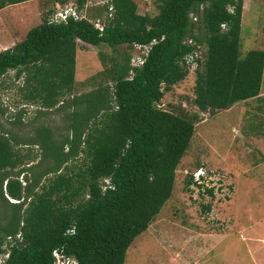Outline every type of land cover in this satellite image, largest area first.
I'll return each mask as SVG.
<instances>
[{"label":"trees","instance_id":"obj_1","mask_svg":"<svg viewBox=\"0 0 264 264\" xmlns=\"http://www.w3.org/2000/svg\"><path fill=\"white\" fill-rule=\"evenodd\" d=\"M25 1L0 0V10ZM73 1L86 19L48 24L42 16L23 38L0 51V77L8 71L16 79L24 75L21 97L39 106L26 123L22 109L7 116V128L0 104V244L6 236L21 235L3 264H52L55 248L77 264H123L127 248L170 198L174 171L193 135L196 114L156 107L164 91L186 76L183 57L199 49L190 14L198 17L206 46L195 72V107L213 114L259 93L264 51L239 55L242 0H156L151 17L138 14L133 0H104L91 10L86 0ZM109 5L112 18L105 14ZM98 17L105 18L101 33L88 21ZM76 39L111 49L156 43L142 66L132 68L130 79V56L124 52L121 62L114 61L103 74L110 86L100 83L71 94ZM57 113L62 132L42 122L25 136L12 131ZM20 144L36 145L39 156L34 153L36 163L17 169L32 159L14 149ZM79 156L75 168L71 162ZM103 179L110 184L104 189ZM5 180L6 194L17 203L4 197Z\"/></svg>","mask_w":264,"mask_h":264},{"label":"rangeland","instance_id":"obj_2","mask_svg":"<svg viewBox=\"0 0 264 264\" xmlns=\"http://www.w3.org/2000/svg\"><path fill=\"white\" fill-rule=\"evenodd\" d=\"M52 1L30 0L0 11V40H6L2 47L23 38L28 29L41 22L42 16L47 19ZM87 1L85 6L88 10L98 8L94 4L104 3V0ZM133 1L140 15L151 17L157 13L156 0ZM243 4L245 8L242 7L239 30L240 57L251 50L264 51V0H242ZM27 11L31 12L34 20L29 21L31 18H28L29 22H23L21 15ZM190 19L194 23L192 33L200 39L201 64L206 49L205 33L198 17L194 19L190 14ZM124 52L129 56L133 54V50L125 45L111 49L105 45L93 47L76 42L71 94L89 91L100 83L110 86L109 78L103 74L114 61L121 62ZM186 71L182 80L164 91L156 107L177 115L196 114L193 135L174 171L170 198L127 248L123 264H264V64L256 97L236 102L213 114L195 107L196 70ZM23 77L16 79L13 71L0 77V104L6 109L1 122L7 128L10 126L5 118L12 115L10 108L14 112L23 110V123L28 122L39 109L37 104L22 99ZM22 105L26 108H21ZM41 122L53 132H62L63 123L58 113L47 114L27 126L13 127L12 131L25 136L34 124ZM23 145L14 149L29 153L32 159L24 160L17 169L36 163L38 158L33 155L36 153L34 147L24 148ZM80 156L71 162L75 168L81 164ZM200 165L226 173L231 191L226 202L201 203L208 200L197 202L192 199L185 185V174ZM204 206H208V210H204Z\"/></svg>","mask_w":264,"mask_h":264},{"label":"built area","instance_id":"obj_3","mask_svg":"<svg viewBox=\"0 0 264 264\" xmlns=\"http://www.w3.org/2000/svg\"><path fill=\"white\" fill-rule=\"evenodd\" d=\"M103 2V1H101ZM103 4V3H102ZM97 5V4H96ZM107 18H112L113 16V7L109 5L107 7V12L105 13ZM71 18L72 21H80L86 19L85 10H77L74 2H54L52 4L51 12L46 19L48 24H66L67 19ZM195 19V18H194ZM88 21L92 26L98 31L102 32L105 26V18H94L93 20ZM76 42L82 43L79 39H76ZM187 42L190 43V39H187ZM156 43L155 39H152L147 44H133L131 49L133 54H130L129 67L131 68L128 71L129 77L133 75L132 68H139L142 66L147 53L150 47ZM199 48V46H198ZM200 52L199 49L192 51L191 53L186 54L182 59V65L184 68L191 71H195L198 68V63L200 62ZM21 108L25 109L26 106L22 105ZM10 114L15 113L13 109H9ZM24 148L33 149L37 153L38 149L36 145H23ZM188 178L187 189L190 193L192 199L197 202L202 200H208L207 202L201 203H217V202H226L231 195L230 191V182L227 179L226 173L221 170L209 169L204 166H199L192 171L185 174ZM18 182L21 187L25 186V181L22 178V175L17 177ZM104 186H110L108 179H103ZM6 180L2 183V191L4 197L10 203H17L18 201L10 198L5 191ZM68 233H72V230H69ZM18 242L21 240L20 232H17L14 236H6L3 238L2 244H0V264H3L4 260L8 257L9 249L15 244V241ZM52 264H77L76 260L72 257H67L61 248H55L51 251Z\"/></svg>","mask_w":264,"mask_h":264},{"label":"crops","instance_id":"obj_4","mask_svg":"<svg viewBox=\"0 0 264 264\" xmlns=\"http://www.w3.org/2000/svg\"><path fill=\"white\" fill-rule=\"evenodd\" d=\"M28 1H30V0H28ZM25 2H27V1H25ZM25 2H21V3H18V4L21 5V4L25 3ZM243 2H244V1H243ZM87 3H88V1L86 0L85 4H87ZM18 4H16V5H18ZM244 5H245V4L242 5L243 9L245 8ZM246 5H247V3H246ZM4 8H5V7H4ZM4 8H3V9H4ZM85 8H87V6H85ZM3 9H1L0 11H2ZM242 11H243V10H242ZM27 12H28V11H27ZM241 13H243V12H241ZM21 17H22V19H23V22L28 21V18H31V19H29V21H31L32 19L34 20V17H33V15H31V12L24 13V14L21 15ZM21 17H19V19H21ZM29 21H28V22H29ZM5 43H6V40H0V47H1L0 51H2V50H4V49H7V48L11 47V46L14 44V42H12L10 46L2 47L3 44H5ZM263 94H264V93H263Z\"/></svg>","mask_w":264,"mask_h":264},{"label":"clouds","instance_id":"obj_5","mask_svg":"<svg viewBox=\"0 0 264 264\" xmlns=\"http://www.w3.org/2000/svg\"><path fill=\"white\" fill-rule=\"evenodd\" d=\"M200 166H202V165H200ZM199 167V166H198ZM205 167V166H204ZM207 168V167H206ZM185 178H187V176L185 175ZM188 179V178H187Z\"/></svg>","mask_w":264,"mask_h":264}]
</instances>
